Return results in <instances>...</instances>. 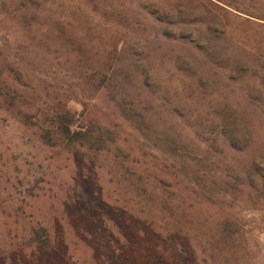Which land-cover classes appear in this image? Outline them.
<instances>
[{
  "label": "rangeland",
  "instance_id": "1",
  "mask_svg": "<svg viewBox=\"0 0 264 264\" xmlns=\"http://www.w3.org/2000/svg\"><path fill=\"white\" fill-rule=\"evenodd\" d=\"M0 264H264V0H0Z\"/></svg>",
  "mask_w": 264,
  "mask_h": 264
},
{
  "label": "trees",
  "instance_id": "2",
  "mask_svg": "<svg viewBox=\"0 0 264 264\" xmlns=\"http://www.w3.org/2000/svg\"><path fill=\"white\" fill-rule=\"evenodd\" d=\"M103 83V82H102ZM101 83V85H102ZM59 110L55 111L57 118L63 121V118L66 119V123H60L57 126V132L60 133L61 135H65L66 138H71V139H78L81 136L87 137L89 136L90 131L84 132L83 130H75L72 128L73 121H74V116L72 112L68 109L64 110V112H58Z\"/></svg>",
  "mask_w": 264,
  "mask_h": 264
}]
</instances>
